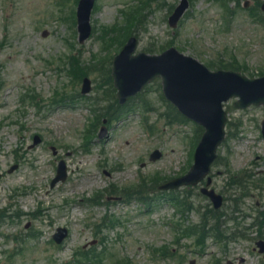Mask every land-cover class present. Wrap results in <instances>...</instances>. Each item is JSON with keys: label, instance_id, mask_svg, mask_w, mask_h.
Masks as SVG:
<instances>
[{"label": "rangeland", "instance_id": "374dc122", "mask_svg": "<svg viewBox=\"0 0 264 264\" xmlns=\"http://www.w3.org/2000/svg\"><path fill=\"white\" fill-rule=\"evenodd\" d=\"M148 1L133 15L139 50L158 53L172 47L213 66L234 55L251 71L264 73V26L251 21L241 2L228 4L227 23V7L216 0H188L173 29L168 17L181 0H150L146 8ZM251 1L248 7L258 4ZM75 5L74 0L64 5L61 0H0V264H116L124 259L128 264H264V255L254 251V243L264 240V106L239 110L235 100L224 105L226 139L210 177L212 189L224 199L215 234L225 240L209 237L199 249L175 224L181 219V227L196 224L194 209L210 210L201 186L172 194L189 206L183 215L157 186L187 172L200 136L190 122L166 125L154 88L129 102L131 111L121 122L110 123L109 138L98 141L93 129L94 139L83 147V134L95 122L86 108L89 101L78 98L81 81L68 74V63L89 72L92 88L86 98L102 97L96 92L101 88L103 99L113 101L111 91L103 93V74L91 68L113 55L111 40L123 24L119 12L133 2L97 0L91 14L97 31L82 45L72 22ZM60 95L65 98L58 102ZM35 135L41 143L32 146ZM153 150L162 156L149 162ZM60 161L67 178L51 188ZM142 179V194L151 203H124L123 192L140 188ZM206 222L211 228L215 224L214 219ZM58 227L68 235L55 247L49 242Z\"/></svg>", "mask_w": 264, "mask_h": 264}, {"label": "water", "instance_id": "95a60500", "mask_svg": "<svg viewBox=\"0 0 264 264\" xmlns=\"http://www.w3.org/2000/svg\"><path fill=\"white\" fill-rule=\"evenodd\" d=\"M89 8V4H83L79 8L78 17L81 25L87 24ZM83 37H87L86 33ZM133 47V43L129 44L115 60V76L120 97L133 93L149 79L164 73L171 97L190 110L188 115L207 129L197 149L195 165L188 175L173 183L175 187L195 184L208 172V166L214 158V150L223 137V114L219 109V103L225 96H222L221 100L218 99L224 89L229 87L228 78H210L196 68L184 64L185 60L173 51H168L158 58L139 56L131 59L129 56ZM241 90L247 94L243 95L247 97H243L239 91L237 92L241 97L242 106L251 102H264V79L257 83L243 84Z\"/></svg>", "mask_w": 264, "mask_h": 264}, {"label": "trees", "instance_id": "16d2710c", "mask_svg": "<svg viewBox=\"0 0 264 264\" xmlns=\"http://www.w3.org/2000/svg\"><path fill=\"white\" fill-rule=\"evenodd\" d=\"M107 82H108V83H110V82H111V79H110V77H109V76H108Z\"/></svg>", "mask_w": 264, "mask_h": 264}]
</instances>
